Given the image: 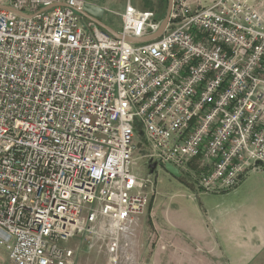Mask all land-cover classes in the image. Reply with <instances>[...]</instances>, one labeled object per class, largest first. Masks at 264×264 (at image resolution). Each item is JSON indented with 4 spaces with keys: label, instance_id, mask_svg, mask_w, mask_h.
I'll return each instance as SVG.
<instances>
[{
    "label": "built area",
    "instance_id": "built-area-1",
    "mask_svg": "<svg viewBox=\"0 0 264 264\" xmlns=\"http://www.w3.org/2000/svg\"><path fill=\"white\" fill-rule=\"evenodd\" d=\"M85 0H0V245L12 264H72L79 236L131 264L150 173L202 191L264 172V0L126 3L120 36ZM128 38H144L132 41Z\"/></svg>",
    "mask_w": 264,
    "mask_h": 264
},
{
    "label": "crops",
    "instance_id": "crops-1",
    "mask_svg": "<svg viewBox=\"0 0 264 264\" xmlns=\"http://www.w3.org/2000/svg\"><path fill=\"white\" fill-rule=\"evenodd\" d=\"M85 1L102 7L100 21L110 30L120 31L121 14L130 1L124 2L121 11L120 2L113 0ZM156 3V8L142 9L162 16L167 0H164L165 10L160 13L163 0ZM204 193H214L216 202L197 210L195 215L188 213L180 219L177 215L165 219V212V217L157 221L160 208L152 203L148 212L150 224H143L142 213L135 229L147 230L148 242L144 241L142 247L133 244L131 264H264V172L248 173L229 190ZM66 244L75 248L72 264H96L94 254L89 251L92 246L88 248L79 236L70 238ZM0 264H12L1 245Z\"/></svg>",
    "mask_w": 264,
    "mask_h": 264
},
{
    "label": "rangeland",
    "instance_id": "rangeland-1",
    "mask_svg": "<svg viewBox=\"0 0 264 264\" xmlns=\"http://www.w3.org/2000/svg\"><path fill=\"white\" fill-rule=\"evenodd\" d=\"M115 3L120 2V11L122 10V6L127 0H113ZM131 2V5L142 9L145 7L156 8L157 0H128ZM165 10L164 8V0L163 6L160 8L161 11ZM115 14V13H114ZM165 14V13H164ZM161 14V15H164ZM116 15V14H115ZM133 143L138 146V149L141 150L143 147L140 146L143 144L144 135L142 130H137L133 137ZM136 150L134 156L137 158L135 160V166L137 170L142 175L146 173H150V177L154 182V193L149 189V195L146 205L143 208V214L141 215V220L143 224L148 226L150 224V216H149V207L153 203L158 205L160 208L159 215H157V221H161V217L171 218L170 216L177 215V219H180L181 216L187 215H195L196 211H200L204 206L209 205L211 203L216 202V196L214 193H204L198 189L191 181L184 178V176L180 175L179 177L170 173L163 165L156 164L154 169L145 166V158L141 157L140 151ZM211 192V191H207ZM166 212V215L164 216ZM171 214V215H169ZM174 218V219H176ZM163 219V220H165ZM166 221V220H165ZM140 230V229H139ZM135 231L134 236H132L133 244L136 247H142L144 241H147V230L145 231ZM144 239V240H143ZM156 240V238H155ZM160 239L158 240V244L160 243ZM138 245V246H137ZM144 248V247H143ZM89 251L94 254V261L96 264H107V252L104 248L103 244L96 242L94 246H92ZM88 251V252H89Z\"/></svg>",
    "mask_w": 264,
    "mask_h": 264
},
{
    "label": "water",
    "instance_id": "water-1",
    "mask_svg": "<svg viewBox=\"0 0 264 264\" xmlns=\"http://www.w3.org/2000/svg\"><path fill=\"white\" fill-rule=\"evenodd\" d=\"M170 4H171V0H167V9L166 12L161 20V24L158 28V30L154 33L153 36L158 35L164 28L165 23L167 21V17H168V13H169V8H170ZM79 12L86 18H89L91 20H93L94 22H96L98 25H100L102 28H104L105 30L111 32L113 35L115 36H120L119 32H114L112 30H110V28L108 26H106L103 22L100 21L102 14L104 12V9L100 6L94 5L90 2H85L83 8L81 10H79ZM129 40L132 41H141L144 40V38H128ZM151 169H154L156 163L152 162L149 164ZM170 173H172L173 175L179 177L180 176V172L179 170L174 167L172 164L170 163H165L163 165Z\"/></svg>",
    "mask_w": 264,
    "mask_h": 264
}]
</instances>
